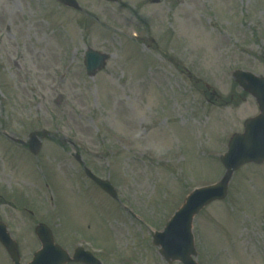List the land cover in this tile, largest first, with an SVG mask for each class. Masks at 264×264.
Segmentation results:
<instances>
[{
  "label": "rangeland",
  "instance_id": "374dc122",
  "mask_svg": "<svg viewBox=\"0 0 264 264\" xmlns=\"http://www.w3.org/2000/svg\"><path fill=\"white\" fill-rule=\"evenodd\" d=\"M78 2L0 0V220L27 260L43 219L65 248L103 246L107 264H182L153 235L194 187L223 176L230 136L259 113L233 72L264 75V0ZM88 47L110 54L92 77ZM43 129L35 156L25 142ZM193 233L199 264H264V164L237 170Z\"/></svg>",
  "mask_w": 264,
  "mask_h": 264
},
{
  "label": "water",
  "instance_id": "95a60500",
  "mask_svg": "<svg viewBox=\"0 0 264 264\" xmlns=\"http://www.w3.org/2000/svg\"><path fill=\"white\" fill-rule=\"evenodd\" d=\"M60 1L70 6L79 7L76 0ZM107 57V54H102L90 48L86 52L85 59L88 73L92 75L104 66ZM234 75L246 90L255 95L259 102L261 114L256 118L248 119L245 123V133L235 135L230 141L228 152L222 155V161L227 168L224 177L215 184L196 188L192 191L183 206L176 211L168 222L165 230L155 234L154 243L161 246L160 252L168 261L178 259L183 261L184 264H197L192 258V255L196 254L192 233L194 215L211 201L226 196L232 173L243 163L264 161V77H258L253 73L241 70L236 71ZM29 146L34 153H37L41 147V141L35 133L30 136ZM89 173L102 188L114 195L113 186L109 181L101 180L91 172ZM50 244L51 240L48 238L46 248L41 254H50L49 248L52 247ZM80 258H82V254H79ZM84 259L89 261L88 257Z\"/></svg>",
  "mask_w": 264,
  "mask_h": 264
},
{
  "label": "bare ground",
  "instance_id": "6f19581e",
  "mask_svg": "<svg viewBox=\"0 0 264 264\" xmlns=\"http://www.w3.org/2000/svg\"><path fill=\"white\" fill-rule=\"evenodd\" d=\"M148 139H150V137ZM150 140H153L154 142H157L158 141V136L154 135L153 137H151Z\"/></svg>",
  "mask_w": 264,
  "mask_h": 264
}]
</instances>
